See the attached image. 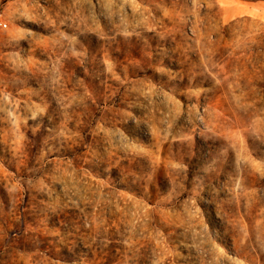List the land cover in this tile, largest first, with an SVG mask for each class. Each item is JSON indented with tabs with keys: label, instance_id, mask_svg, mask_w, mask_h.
Returning <instances> with one entry per match:
<instances>
[{
	"label": "rangeland",
	"instance_id": "rangeland-1",
	"mask_svg": "<svg viewBox=\"0 0 264 264\" xmlns=\"http://www.w3.org/2000/svg\"><path fill=\"white\" fill-rule=\"evenodd\" d=\"M0 23V264H264V0Z\"/></svg>",
	"mask_w": 264,
	"mask_h": 264
},
{
	"label": "built area",
	"instance_id": "built-area-1",
	"mask_svg": "<svg viewBox=\"0 0 264 264\" xmlns=\"http://www.w3.org/2000/svg\"><path fill=\"white\" fill-rule=\"evenodd\" d=\"M0 26L1 27H5V28L7 27V25L6 24H3V23H0Z\"/></svg>",
	"mask_w": 264,
	"mask_h": 264
}]
</instances>
